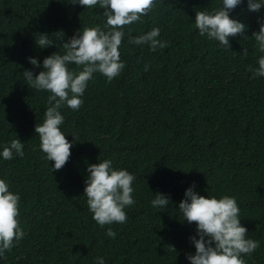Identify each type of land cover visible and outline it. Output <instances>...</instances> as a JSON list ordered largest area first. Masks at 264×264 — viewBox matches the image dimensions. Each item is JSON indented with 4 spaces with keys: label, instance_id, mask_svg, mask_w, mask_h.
<instances>
[{
    "label": "trees",
    "instance_id": "16d2710c",
    "mask_svg": "<svg viewBox=\"0 0 264 264\" xmlns=\"http://www.w3.org/2000/svg\"><path fill=\"white\" fill-rule=\"evenodd\" d=\"M219 2L154 0L139 21L123 26L120 74L106 82L94 73L79 109H59L66 139L76 141L68 161L51 171L33 131L49 93L26 85L22 71L32 67L26 57L62 53L56 47L62 38L104 25L103 9L0 0V143L16 135L24 152L0 160V178L19 193L17 219L25 233L0 264H94L96 256L105 264H188L195 222L181 221L174 209L191 182L201 195L236 197L246 235L259 242L242 254L245 264H264V78L250 70L261 55L251 33L264 6L252 12L242 3L232 10L247 28L229 37L228 51L200 36L191 21L195 11ZM152 27H159L165 47L128 43L129 35ZM42 32L56 44L36 47ZM105 158L134 175V203L124 209L123 223L101 227L88 211L83 177L88 163ZM157 191L169 195L164 211L149 204ZM108 228L115 237L107 236Z\"/></svg>",
    "mask_w": 264,
    "mask_h": 264
},
{
    "label": "clouds",
    "instance_id": "9594fccd",
    "mask_svg": "<svg viewBox=\"0 0 264 264\" xmlns=\"http://www.w3.org/2000/svg\"><path fill=\"white\" fill-rule=\"evenodd\" d=\"M65 3L83 8L98 5L103 9L100 15L105 22L103 26L79 27L66 40L62 38V42L56 45L63 48L62 53L54 51L39 61L35 56L26 57L32 66L22 71L26 85L49 93L43 118L34 124L33 131L45 160L51 161V171L59 170L68 161L70 148L76 141L73 135L72 140L66 139L60 127L64 115L59 109L64 106L79 109L84 90L94 73L103 75L106 82L120 74L125 66L119 52L125 35L123 26L139 21L153 7L154 0H65ZM242 3L252 12L264 6V0H220L212 10L195 11L191 21L200 36H206L217 42L218 47L229 51V37L242 34L247 28L230 15ZM257 24L258 31H252L251 37L261 55L256 59L257 66L250 70L253 76L264 78V13L257 17ZM159 32V27H152L139 35H129L128 43L147 44L153 51L163 48L166 41L157 38ZM55 44L56 41L43 32L34 40V45L40 49ZM240 54L247 56L248 50L241 48ZM70 64L75 67L70 68ZM33 68L39 71L34 74ZM144 68L147 70L148 65L145 64ZM23 155V141L16 135L0 143V160ZM85 172L83 195L92 219L101 227L113 222L123 223L127 219L124 209L134 203V175L126 168L114 167L112 160L107 158L88 163ZM153 194L149 204L156 212L171 206L168 194L159 191ZM19 199V193L11 191L9 183L0 178V259L25 235L17 219ZM174 211L181 221L195 222L194 233L188 237L194 251L185 252L188 264H245L242 254H250L258 247L259 242L248 237V230L240 223V209L233 195H201L195 190V182H191ZM106 234L109 237L116 235L111 228L106 229ZM170 248L176 251L174 246ZM94 264H105V258L94 257Z\"/></svg>",
    "mask_w": 264,
    "mask_h": 264
}]
</instances>
